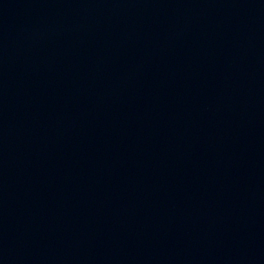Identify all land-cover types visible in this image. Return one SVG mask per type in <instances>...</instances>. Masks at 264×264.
Returning a JSON list of instances; mask_svg holds the SVG:
<instances>
[{
  "label": "water",
  "instance_id": "water-1",
  "mask_svg": "<svg viewBox=\"0 0 264 264\" xmlns=\"http://www.w3.org/2000/svg\"><path fill=\"white\" fill-rule=\"evenodd\" d=\"M0 264H264V0H0Z\"/></svg>",
  "mask_w": 264,
  "mask_h": 264
}]
</instances>
